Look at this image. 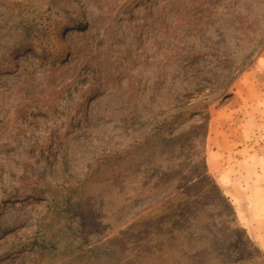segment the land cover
I'll return each instance as SVG.
<instances>
[{
    "label": "rangeland",
    "instance_id": "obj_1",
    "mask_svg": "<svg viewBox=\"0 0 264 264\" xmlns=\"http://www.w3.org/2000/svg\"><path fill=\"white\" fill-rule=\"evenodd\" d=\"M263 58L264 0H0V264L106 247L147 264L152 213L182 194L226 197L237 223L218 227L263 264L264 231L245 226L264 213L238 214L210 172L220 130L258 136L246 88L264 87Z\"/></svg>",
    "mask_w": 264,
    "mask_h": 264
},
{
    "label": "trees",
    "instance_id": "obj_2",
    "mask_svg": "<svg viewBox=\"0 0 264 264\" xmlns=\"http://www.w3.org/2000/svg\"><path fill=\"white\" fill-rule=\"evenodd\" d=\"M215 190H218L215 187ZM216 191V192H217ZM181 200L177 201L170 212L159 216V210L152 215L158 221L151 219L154 224L153 245L149 244V251L143 250L147 264H245L246 258H239L235 251L237 247L230 246L229 235L218 226L225 225V218L236 224L235 212L228 200L222 194H182ZM71 199L62 202L67 204ZM69 201V205H70ZM205 210H212L219 217V221L211 222L205 218ZM207 213V212H206ZM133 225H130V230ZM229 231L232 230L228 228ZM126 231V232H129ZM236 232L240 230H235ZM181 233V234H180ZM233 233V232H232ZM53 239L46 236L43 242L34 241L33 246L38 251L48 252L55 249ZM95 256L88 257L82 253L74 258L76 261H85L83 264H128L118 259L113 248L106 247L102 251H96ZM88 257L89 260L81 259ZM264 257V256H263ZM102 260V261H101ZM264 264V259H263Z\"/></svg>",
    "mask_w": 264,
    "mask_h": 264
},
{
    "label": "crops",
    "instance_id": "obj_3",
    "mask_svg": "<svg viewBox=\"0 0 264 264\" xmlns=\"http://www.w3.org/2000/svg\"><path fill=\"white\" fill-rule=\"evenodd\" d=\"M252 67H255L252 68V71L264 74V58L261 62L253 64ZM249 87L250 89H246L249 91L255 90L256 95L252 96V100L248 98L247 101L258 104L262 102V105H264L263 85L258 88V85L249 82ZM237 113L232 112L228 115L233 116ZM235 118H238V116H235ZM256 118L259 122L255 123L253 121V126L259 127L257 130L258 136L248 138L249 135L246 136L241 128L242 126L240 129L227 127L228 129L220 130L217 135L219 136L217 137L219 139L218 150L215 154L217 156H215L213 163L210 162L212 165L210 172L213 174L217 185L224 194H227L234 201L232 203L236 207L237 213L241 215L251 213L258 216L264 213V146L257 145L256 141L257 137L264 139V116H256ZM254 132L255 130H252L251 135ZM230 155L234 157L229 159ZM222 159L224 162H222ZM242 200L249 202L247 205H249L250 211L242 210ZM245 228L253 232L257 229L264 231V217H255ZM260 243H263V241ZM262 246L264 249V243Z\"/></svg>",
    "mask_w": 264,
    "mask_h": 264
}]
</instances>
